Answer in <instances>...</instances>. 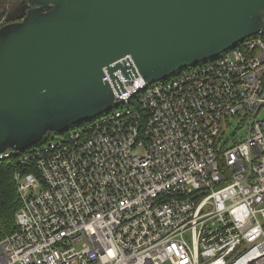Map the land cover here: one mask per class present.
Segmentation results:
<instances>
[{"label": "built area", "instance_id": "obj_1", "mask_svg": "<svg viewBox=\"0 0 264 264\" xmlns=\"http://www.w3.org/2000/svg\"><path fill=\"white\" fill-rule=\"evenodd\" d=\"M117 64L112 109L0 154L23 165L0 264H264V30L150 85Z\"/></svg>", "mask_w": 264, "mask_h": 264}, {"label": "water", "instance_id": "obj_2", "mask_svg": "<svg viewBox=\"0 0 264 264\" xmlns=\"http://www.w3.org/2000/svg\"><path fill=\"white\" fill-rule=\"evenodd\" d=\"M261 30L264 0H24L0 27V154L112 109L125 56L150 85Z\"/></svg>", "mask_w": 264, "mask_h": 264}, {"label": "trees", "instance_id": "obj_3", "mask_svg": "<svg viewBox=\"0 0 264 264\" xmlns=\"http://www.w3.org/2000/svg\"><path fill=\"white\" fill-rule=\"evenodd\" d=\"M23 2L24 0H0V22H3L4 25L8 19V16L20 5H22ZM3 25H0V27ZM97 118L74 125L70 127L69 130L85 124H90L94 122V120H97ZM66 134L67 132L59 135L49 132L43 136L37 145L30 147V149L41 146L44 143L54 139L56 136H64ZM20 155L21 154L18 156ZM22 167L23 165L18 161L17 158L0 161V240L5 236L13 234L16 230L14 216L20 208L21 202L17 192L16 183L13 179V174L17 170L21 171Z\"/></svg>", "mask_w": 264, "mask_h": 264}, {"label": "rangeland", "instance_id": "obj_4", "mask_svg": "<svg viewBox=\"0 0 264 264\" xmlns=\"http://www.w3.org/2000/svg\"><path fill=\"white\" fill-rule=\"evenodd\" d=\"M0 25H3V22H0ZM236 121H237V119L233 120L234 124L236 123ZM234 130H235V127H233V126H229L223 130L222 140L228 141V147H230L233 144L231 137L234 133ZM245 133H246L245 129L238 133V135L236 136V139L238 140V142H241L243 140L240 137H244Z\"/></svg>", "mask_w": 264, "mask_h": 264}]
</instances>
